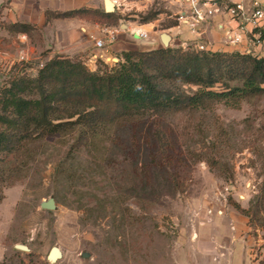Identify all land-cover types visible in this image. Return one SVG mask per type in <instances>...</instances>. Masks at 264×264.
I'll return each instance as SVG.
<instances>
[{"label":"rangeland","instance_id":"rangeland-1","mask_svg":"<svg viewBox=\"0 0 264 264\" xmlns=\"http://www.w3.org/2000/svg\"><path fill=\"white\" fill-rule=\"evenodd\" d=\"M159 10L164 21L158 26L178 24L165 17L162 0H143L142 7L118 12V24L141 23V17ZM42 38L36 31L24 38L5 36L0 87L19 73L36 76L48 60L40 58L48 52ZM198 44L204 45L182 47L199 51ZM116 60L104 63L112 67ZM71 144V138L57 137L39 142L29 166L1 186L0 264H188L216 244L215 226L231 232L241 218L246 251L237 247L235 255L264 264V232L250 226L242 212L264 178V96L244 100L239 108L217 102L210 110L144 115L113 128L96 175L84 171L78 181L81 197L66 181H56ZM210 159L221 163L219 170ZM78 160L86 165L91 158L83 151ZM51 197L56 208L42 209L40 203ZM222 246L217 248L223 251ZM54 247L62 256L52 263L47 255Z\"/></svg>","mask_w":264,"mask_h":264},{"label":"trees","instance_id":"trees-1","mask_svg":"<svg viewBox=\"0 0 264 264\" xmlns=\"http://www.w3.org/2000/svg\"><path fill=\"white\" fill-rule=\"evenodd\" d=\"M163 13L150 11L141 23ZM56 16L109 26H117L121 18L118 13L86 8ZM8 27L27 30L25 25ZM260 39L264 40V30ZM261 96L264 56L253 53L196 51L179 45L127 51L112 67L98 61L94 71L80 59L56 55L41 64L35 77L19 73L0 87V188L12 183L35 159L39 142L71 138L68 158L58 166L56 181H66L73 194L81 197L84 192L78 181L84 171L89 177L96 175V162L98 167L104 162L105 143L113 128L144 115L164 118L182 111L210 110L217 102L239 108L244 100ZM156 135L165 147L164 134L157 130ZM83 151L91 158L89 164L78 160ZM209 163L218 170L221 167L217 160ZM242 212L250 226L264 232V178Z\"/></svg>","mask_w":264,"mask_h":264},{"label":"crops","instance_id":"crops-1","mask_svg":"<svg viewBox=\"0 0 264 264\" xmlns=\"http://www.w3.org/2000/svg\"><path fill=\"white\" fill-rule=\"evenodd\" d=\"M118 6H115L114 13H123L134 7H142L141 0H116ZM227 3L242 2L249 5L253 0H225ZM264 2V0H258ZM164 9L168 12L165 17L172 18L179 12V7L174 2L163 1ZM81 8L91 10H104V0H0V43L7 35H25L30 36L31 31L42 33L44 50H48L46 56L40 58L50 59L56 55L67 58H77L82 60L87 67L94 71L97 68L98 61L106 62L109 58L121 60L122 53L127 51H150L162 48L160 33L168 31L173 35L172 46L189 44L194 46L196 43H203L206 50L221 52H246L264 56V40L259 44L248 42L246 37L241 44L237 46L227 45L225 43V30L234 28L236 24L230 22L226 16H215L197 25V33H192L186 24H175L168 26H158L164 21V13L159 15L158 19L151 22L140 23L137 20H127L117 26L100 24L80 17H58V13H67ZM11 25H25V32H18L9 29ZM117 27L118 32L113 42H105L103 48H97L96 40H105L106 35L103 31L105 27ZM222 26V28H220ZM136 32L147 33V38H141ZM199 33L201 37H198ZM34 49H37L35 45ZM1 53V52H0ZM37 53V52H36ZM1 55V54H0ZM239 226L233 231H229L225 226L218 228L215 226L216 239L215 245L210 247L202 257H197L188 264H252L244 262L236 257L237 247L246 251V242L244 240L246 227L245 220L239 219ZM224 237H223V236ZM231 235V236H230ZM212 236V235H211ZM218 236V237H217ZM230 237L231 243L228 241ZM223 238L225 239L224 241ZM242 239V240H240ZM224 243V247L222 246ZM218 244L224 249H218ZM198 253V252H197ZM216 257V258H215ZM249 259V256L247 254ZM250 261V260H249Z\"/></svg>","mask_w":264,"mask_h":264},{"label":"built area","instance_id":"built-area-1","mask_svg":"<svg viewBox=\"0 0 264 264\" xmlns=\"http://www.w3.org/2000/svg\"><path fill=\"white\" fill-rule=\"evenodd\" d=\"M116 7L118 3L116 0H111ZM167 2H174L179 7V12L174 16L178 24H186L192 33H197V25L206 20V18H213L215 16H226L230 22L236 24L234 28L225 30L226 43L231 46L241 44L244 37L248 42H261L260 36L264 30V2L253 0L249 5L242 2L227 3L225 0H163ZM222 28V26H220ZM103 31L106 35L105 40H96L97 48H103L105 42L111 43L115 40L118 32L117 27H105ZM141 38H147L145 32H136ZM24 38V36H22ZM184 46L186 44H183ZM196 49L204 51L205 46L202 44L196 45ZM245 53H252L247 50Z\"/></svg>","mask_w":264,"mask_h":264},{"label":"water","instance_id":"water-1","mask_svg":"<svg viewBox=\"0 0 264 264\" xmlns=\"http://www.w3.org/2000/svg\"><path fill=\"white\" fill-rule=\"evenodd\" d=\"M104 10L105 12L112 13L115 12L114 3L111 0H104ZM161 42L163 44V48H170L173 42V35L168 31H162L160 33ZM117 61V60H116ZM40 207L46 210H54L56 208L55 200L53 197L42 201L40 203ZM15 248L22 250V251H29V248L26 245H16ZM62 253L61 251L54 247L51 249L49 254L47 255V260L49 262H55L57 259L61 258Z\"/></svg>","mask_w":264,"mask_h":264}]
</instances>
